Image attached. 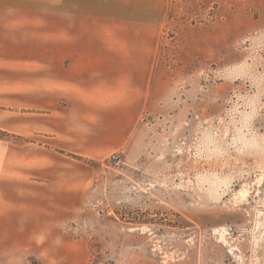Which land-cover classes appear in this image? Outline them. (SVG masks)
<instances>
[{"label":"rangeland","instance_id":"1","mask_svg":"<svg viewBox=\"0 0 264 264\" xmlns=\"http://www.w3.org/2000/svg\"><path fill=\"white\" fill-rule=\"evenodd\" d=\"M139 2L156 23L118 29L156 54L148 105L123 148L62 168L85 183L46 229L67 244L29 264H264V0Z\"/></svg>","mask_w":264,"mask_h":264},{"label":"crops","instance_id":"2","mask_svg":"<svg viewBox=\"0 0 264 264\" xmlns=\"http://www.w3.org/2000/svg\"><path fill=\"white\" fill-rule=\"evenodd\" d=\"M110 1L140 16L110 15ZM139 1L0 0V264L57 261L44 246L67 240L46 242V229L77 212L85 187L62 168L105 158L138 127L156 54L118 25L156 23Z\"/></svg>","mask_w":264,"mask_h":264},{"label":"trees","instance_id":"3","mask_svg":"<svg viewBox=\"0 0 264 264\" xmlns=\"http://www.w3.org/2000/svg\"><path fill=\"white\" fill-rule=\"evenodd\" d=\"M7 136H8V134L6 132L0 131V139H3Z\"/></svg>","mask_w":264,"mask_h":264}]
</instances>
